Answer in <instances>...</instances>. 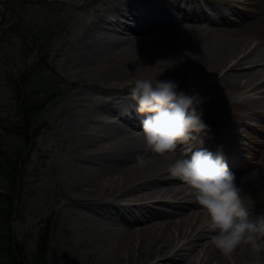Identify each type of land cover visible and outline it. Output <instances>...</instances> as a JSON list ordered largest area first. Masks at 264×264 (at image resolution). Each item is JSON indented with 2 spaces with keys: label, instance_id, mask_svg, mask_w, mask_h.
Masks as SVG:
<instances>
[{
  "label": "bare ground",
  "instance_id": "6f19581e",
  "mask_svg": "<svg viewBox=\"0 0 264 264\" xmlns=\"http://www.w3.org/2000/svg\"><path fill=\"white\" fill-rule=\"evenodd\" d=\"M229 1L205 0L200 5L195 0H106L100 16L80 24L82 29L63 42L68 61L90 78L132 77L103 86L105 90L84 82L83 93L90 97L74 94L60 112V135L72 142L61 155L60 170L72 186L80 187L64 204L72 227L68 236L77 244H92L99 254L114 261L121 258L124 264H233L224 262L228 257L212 245L214 233L194 197L169 200L186 198V186L169 176L167 166L194 146L179 145L167 156L145 152L143 136L137 134L143 117L129 96L134 81L142 78L178 82L177 91L198 93L202 99L210 95V106L201 104L202 119L209 113L220 118L217 143L230 158L237 146L230 136L231 119L238 118L233 115L238 109L246 111L245 106L252 111L264 108V98H235L241 87H264V66L236 70L264 59V0H247L256 19L241 25L236 19L235 27L225 24L227 12L239 13ZM251 36L257 43L244 53ZM239 54L226 72L213 78ZM138 71L149 74L139 77ZM102 94L111 99H102ZM141 153L149 158L144 168L135 163ZM236 182L253 215L264 213V151L256 168ZM250 251L239 248L233 255L239 259L236 264H254Z\"/></svg>",
  "mask_w": 264,
  "mask_h": 264
},
{
  "label": "rangeland",
  "instance_id": "374dc122",
  "mask_svg": "<svg viewBox=\"0 0 264 264\" xmlns=\"http://www.w3.org/2000/svg\"><path fill=\"white\" fill-rule=\"evenodd\" d=\"M105 1L0 0V264H11L12 253L16 261L26 264L125 263L121 258L114 261L99 254L92 244H77L72 235L68 236L72 227L64 204L80 187L72 186L60 170L61 155L66 154L72 143L60 135L62 106L77 93L81 98L90 97L83 93L84 82L105 90L103 86L132 78H90L73 61H68L67 48H61L64 41L82 29L80 24L100 16ZM35 35L41 52L37 49L38 42L30 38ZM34 73L40 81L31 75ZM146 73L138 71L136 76ZM43 79L51 82L43 84V90L52 88V97L37 91L38 82ZM74 81L76 85L72 86ZM120 94L124 95L123 90ZM101 98L110 100L111 96L102 94ZM33 101L42 108L40 112L38 106L32 112L27 111V105L35 106ZM202 101L210 106L213 100L206 95ZM244 118L253 124L249 127L238 123L241 135L236 140L243 148L249 130L259 132L262 136L259 140L264 137L262 124H257L253 115L251 119L247 114ZM255 141L252 143L256 145ZM237 165L241 167V161ZM253 166L255 163L234 174H245ZM39 240H44L42 244L46 247L42 256L36 252ZM231 257L224 262L236 264L239 259ZM211 264L220 263L211 261Z\"/></svg>",
  "mask_w": 264,
  "mask_h": 264
},
{
  "label": "clouds",
  "instance_id": "9594fccd",
  "mask_svg": "<svg viewBox=\"0 0 264 264\" xmlns=\"http://www.w3.org/2000/svg\"><path fill=\"white\" fill-rule=\"evenodd\" d=\"M178 88V82L156 78L136 79L130 88L134 110L143 117L137 134L143 136L145 152L167 156L179 145H193L168 164L167 173L181 181L204 210L216 250L231 257L247 247L254 264H264V213L253 215L222 152L214 154L203 147L211 128L202 119V98ZM135 163L144 168L149 158L138 154Z\"/></svg>",
  "mask_w": 264,
  "mask_h": 264
},
{
  "label": "trees",
  "instance_id": "16d2710c",
  "mask_svg": "<svg viewBox=\"0 0 264 264\" xmlns=\"http://www.w3.org/2000/svg\"><path fill=\"white\" fill-rule=\"evenodd\" d=\"M52 4V3H51ZM36 81H39L38 79H37V77H36ZM38 85H39V87L37 88V91H41L42 89H43V83L42 82H38ZM52 92V88H49V89H47L46 90V92H45V94H47V96L49 95V96H53L52 94H50ZM29 100V99H28ZM27 100V101H28ZM31 102V101H30ZM36 102H34L33 101V104H35ZM31 104V103H30ZM38 106V104H35V106H33V105H27V111H31L32 112V108H33V110H34V108H36ZM38 109H39V106H38ZM34 114V113H33ZM19 128V127H18ZM20 129V128H19ZM25 133V132H24ZM44 239V238H43ZM44 241V240H43ZM43 241L42 240H39L38 242H37V246H36V252L39 254V255H43V254H45V251H46V247L45 246H43ZM43 243V244H42ZM9 252H10V254L12 253V249H11V247H10V249H9ZM13 253H12V258H11V264H26V263H22V262H19V261H16L14 258H13ZM46 262H41V264H45ZM32 264H39V263H32Z\"/></svg>",
  "mask_w": 264,
  "mask_h": 264
}]
</instances>
